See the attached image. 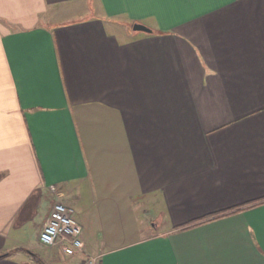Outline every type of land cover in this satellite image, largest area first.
Masks as SVG:
<instances>
[{"label":"crops","instance_id":"1","mask_svg":"<svg viewBox=\"0 0 264 264\" xmlns=\"http://www.w3.org/2000/svg\"><path fill=\"white\" fill-rule=\"evenodd\" d=\"M52 187L82 252L38 240ZM32 253L264 264V0H0V264Z\"/></svg>","mask_w":264,"mask_h":264},{"label":"built area","instance_id":"2","mask_svg":"<svg viewBox=\"0 0 264 264\" xmlns=\"http://www.w3.org/2000/svg\"><path fill=\"white\" fill-rule=\"evenodd\" d=\"M57 197L52 203L48 216L39 229L38 240L47 246H61L67 255L82 252L81 226L75 217V208L64 203L62 195L55 187L51 188ZM99 256L86 254L83 264H98Z\"/></svg>","mask_w":264,"mask_h":264},{"label":"water","instance_id":"3","mask_svg":"<svg viewBox=\"0 0 264 264\" xmlns=\"http://www.w3.org/2000/svg\"><path fill=\"white\" fill-rule=\"evenodd\" d=\"M132 29L134 31H144V32H151V29L147 26H145L144 24L141 23H134L132 25Z\"/></svg>","mask_w":264,"mask_h":264},{"label":"rangeland","instance_id":"4","mask_svg":"<svg viewBox=\"0 0 264 264\" xmlns=\"http://www.w3.org/2000/svg\"><path fill=\"white\" fill-rule=\"evenodd\" d=\"M43 215H44V212L43 211L41 212V209H40V212H38V215L35 216L34 221H36V223H39L42 220ZM33 237H34V234H33Z\"/></svg>","mask_w":264,"mask_h":264},{"label":"trees","instance_id":"5","mask_svg":"<svg viewBox=\"0 0 264 264\" xmlns=\"http://www.w3.org/2000/svg\"><path fill=\"white\" fill-rule=\"evenodd\" d=\"M33 256L36 258L35 260L38 264H44V261L40 257H38V255L34 253Z\"/></svg>","mask_w":264,"mask_h":264}]
</instances>
